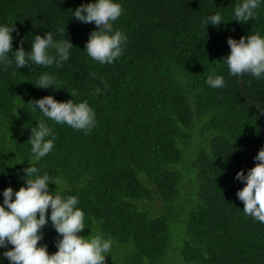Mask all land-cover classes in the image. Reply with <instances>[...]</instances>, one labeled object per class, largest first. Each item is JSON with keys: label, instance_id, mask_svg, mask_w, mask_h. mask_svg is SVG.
I'll use <instances>...</instances> for the list:
<instances>
[{"label": "trees", "instance_id": "1", "mask_svg": "<svg viewBox=\"0 0 264 264\" xmlns=\"http://www.w3.org/2000/svg\"><path fill=\"white\" fill-rule=\"evenodd\" d=\"M87 2L0 0V23L14 26V49L22 43L29 51L37 33L62 39L64 27L74 45L60 68L0 66V203L4 188L24 185L31 127L46 119L28 102L46 95L67 101L75 91L74 101L86 100L95 111V127L85 135L47 120L55 147L35 166L63 181L57 189L49 182L50 191L78 198L87 229L130 249L123 264L168 263L170 209L177 204L187 216L174 263L264 264V223L244 215L236 197L244 185L234 179L255 165L264 146V113L255 106L264 108V79L229 76L221 60L229 37L264 35V4L254 20L238 23L231 20L235 0H119L114 28L127 42L117 61L100 65L84 50L95 25L71 17ZM214 12L225 22L205 30L201 20ZM45 71L60 89L33 84ZM213 71L223 76L222 89L205 83ZM97 87L101 92L94 94ZM148 202L167 209L154 216ZM42 231L38 243L55 252L51 223Z\"/></svg>", "mask_w": 264, "mask_h": 264}, {"label": "clouds", "instance_id": "2", "mask_svg": "<svg viewBox=\"0 0 264 264\" xmlns=\"http://www.w3.org/2000/svg\"><path fill=\"white\" fill-rule=\"evenodd\" d=\"M262 4L264 0H235L231 20L238 23L254 20ZM121 15L119 0H89L72 10L71 17L78 22L95 25L88 34L84 50L100 65H110L123 55L127 36L114 28ZM222 22L225 20L219 12L201 20L205 30L207 25L219 27ZM13 30L14 26L0 23V66L10 67L14 64L17 70L28 65L60 68L71 59L74 45L66 39L65 27L58 30L62 39H57L51 31L43 35L33 34L29 51H25L22 43L13 48ZM227 44L230 51L221 60L227 66L229 76L248 74L257 80L264 79V35L256 32L239 39L229 37ZM205 83L212 89H222L226 84L223 76L215 71L208 74ZM33 84L41 89H60L56 87L55 75L47 71L42 72ZM100 92L101 89L97 87L94 94ZM69 93L72 99L67 101H58L52 95H46L28 102L46 119L36 121V127H31L28 141L32 161H27L28 166L23 169L24 185L15 191L11 186L2 191L0 248L7 250L0 256L8 264H106V256L111 252V238L102 234L90 238L80 235L87 226L85 213L78 207V198L56 191L63 181L51 179L47 173L41 175L35 166L55 147L56 135L47 120L67 125L85 135L96 125V113L89 103L86 100L75 102L73 97L76 92ZM255 106L264 113L261 105ZM254 160L255 165L246 174L243 170L235 174L234 179L244 185L236 192V197L243 203L244 215L264 223V146L258 150ZM49 182L56 185L55 191L49 190ZM49 222L58 236L55 241L57 250L53 253L48 252L47 245L38 243L43 240L42 229ZM0 264H3V259H0Z\"/></svg>", "mask_w": 264, "mask_h": 264}, {"label": "rangeland", "instance_id": "3", "mask_svg": "<svg viewBox=\"0 0 264 264\" xmlns=\"http://www.w3.org/2000/svg\"><path fill=\"white\" fill-rule=\"evenodd\" d=\"M145 208H147L154 216H161L167 207L163 208L161 206L154 205L150 202L145 203ZM183 209H181L180 205L177 204L176 208L170 209V212L174 214L173 221L170 222L171 224V256L168 258L167 264H176L174 263L175 258H180L181 248L184 244V231H185V225H186V213L182 212ZM98 234L93 229H87L85 228L80 235L85 236L86 238H90L91 236H94ZM130 250V249H129ZM127 250V247L124 248L122 246H117L115 244H112L111 252L106 256V264H123V256L124 254L129 251ZM177 262V261H176ZM178 263V262H177Z\"/></svg>", "mask_w": 264, "mask_h": 264}]
</instances>
